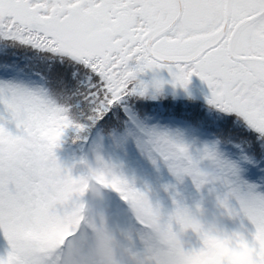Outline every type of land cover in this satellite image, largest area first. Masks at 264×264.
<instances>
[{
    "label": "snow or ice",
    "instance_id": "obj_1",
    "mask_svg": "<svg viewBox=\"0 0 264 264\" xmlns=\"http://www.w3.org/2000/svg\"><path fill=\"white\" fill-rule=\"evenodd\" d=\"M160 69L181 88L197 76L264 158V0H0V264H84L88 237L64 205L75 181L54 149L67 129L83 131L73 109L102 121ZM229 184V211L252 230L214 241L202 231L198 249L165 264H264V194Z\"/></svg>",
    "mask_w": 264,
    "mask_h": 264
},
{
    "label": "clouds",
    "instance_id": "obj_2",
    "mask_svg": "<svg viewBox=\"0 0 264 264\" xmlns=\"http://www.w3.org/2000/svg\"><path fill=\"white\" fill-rule=\"evenodd\" d=\"M106 135L113 152L122 153L131 144L155 171L166 172L171 182L161 190L169 204L153 198L148 185L141 190L125 180L120 166L94 149L90 160L78 162L80 171L75 177L71 175L75 182L68 185L64 201L69 216L80 222L78 236L88 237L83 247L84 264H165L166 258H181L182 237L188 233L197 236L206 231L214 241L220 232L217 225L206 228L199 204L190 209L183 203L178 189L186 181L198 194L202 190L217 193L219 189L214 206L220 218L236 217L229 211L234 198L229 179H240V165L227 158L217 141L197 148L177 135L148 127L134 116L128 117L118 136ZM114 182L121 189L119 194L111 188ZM113 195L120 206L110 213L107 201Z\"/></svg>",
    "mask_w": 264,
    "mask_h": 264
},
{
    "label": "rangeland",
    "instance_id": "obj_3",
    "mask_svg": "<svg viewBox=\"0 0 264 264\" xmlns=\"http://www.w3.org/2000/svg\"><path fill=\"white\" fill-rule=\"evenodd\" d=\"M138 80L144 85V95H133L131 97L125 98L123 102L146 96L148 97V99H154V102L151 105L152 108L163 110L160 107L164 105L165 100L160 98H157L155 100V98L156 96H165L166 92L164 88H166L168 93L169 87L173 91L174 96H177V98H190V96L192 97V95H194L195 99L198 100L199 97L202 96L198 91H194V88L188 89V84L184 88H181L179 85L174 86L171 77L167 74H164V72H146L140 75L138 77ZM157 83L159 84V87H157ZM170 102L172 103L173 101ZM175 103L177 105L176 110L181 114L190 113L192 116L196 115L197 118L202 121V123H210L213 127L218 129L222 133V136L227 143L226 150L228 151V154L225 153L227 158H232V161L236 162H239L243 159V162H241L242 169L240 168V179L249 185H254L258 193L264 194V158H257L249 155L248 151L246 150L245 144L242 142L245 136V131L243 130V125L240 123L237 116L234 113H230V116H223L218 112L212 110L206 111V108L204 106L193 104L192 101L184 102L175 99ZM143 106L145 107L144 104ZM210 119L213 122H209ZM185 124V126H180L182 124H179L177 121H173L170 127L166 129H161L157 125H154L151 128H156L157 130L172 135H177L181 137L186 143L194 144L197 148L202 144L210 143L204 139L201 140L200 138H198L197 135H195V133L190 130L189 124L187 122H185ZM8 130L12 132L15 131L12 125H8ZM65 134L66 131L62 136H65ZM231 145L236 146L239 152L234 154L230 149ZM58 152V148L54 149V155L57 159L58 164H60L62 168L69 169L73 177H75L80 171L78 162L81 159L90 160L92 156V152L90 151L84 152L82 154V157L84 155L86 156H84L83 158L80 156H76L71 152L67 153L66 155H63L62 153L59 154L60 152ZM57 153L58 155H56ZM243 157H247V160ZM105 158H111L114 163L120 166V171L122 172L125 180L133 182L135 186L141 190L143 189L144 185H148L152 190L151 195L153 196V198L159 199L165 206L169 204V200L167 196H165V194L162 192L161 186L170 183V178L167 176L166 172L163 169H161L159 172L155 171L144 159H142L138 155L137 151L131 144H128L126 149L122 153L113 152V150H110ZM131 158L134 159L135 164L127 161V159ZM244 162L246 163L245 166ZM128 163H131V166L127 165ZM243 174H245V176ZM255 184L258 186H256ZM178 191L183 200V203L190 209H193L195 205L199 204L201 209L200 218L206 228L208 225L215 223L217 225L218 231L224 234H231L233 232L239 231L242 234L247 235L252 230L251 225L241 217H235L233 219L220 218V213L214 206V195L219 193V189L217 190V193H209L206 190H202L198 194L194 190L192 185L186 181L182 186L179 187ZM113 198L114 197L110 196L107 201V210L110 213L113 209L119 207L112 200ZM230 204L232 205V207H237L235 201H230ZM182 247L185 251L198 249L200 247V240L196 235L188 233L182 237ZM7 249V241L4 239L3 235L0 234V256L5 255Z\"/></svg>",
    "mask_w": 264,
    "mask_h": 264
},
{
    "label": "trees",
    "instance_id": "obj_4",
    "mask_svg": "<svg viewBox=\"0 0 264 264\" xmlns=\"http://www.w3.org/2000/svg\"><path fill=\"white\" fill-rule=\"evenodd\" d=\"M165 94V96H156L155 98V100L157 98L165 100V103L162 106L163 110L152 108L151 105L154 102L153 98L148 99L146 96L134 99L130 98L132 99L131 101L122 102L121 105L114 107L104 120L96 121L94 123L87 120L88 113L85 106L79 105L78 109H73L70 112V115L75 123L83 125V131L76 133L72 128L67 129L65 136H62L58 143L57 148L60 152L58 153L66 155L71 152L76 156L82 155L83 151L87 149L88 142L94 139L95 141H93L92 145L91 142L89 143V147H91L90 152H93L96 147V149L98 148L102 154L106 156L108 152L112 150L111 143L107 139L106 134L111 132L113 136H118L122 128L127 124L129 116H134L136 119L144 122L148 126L151 124V119L153 117H157V114L162 117L167 115L169 116L172 113L177 115L178 113H176L177 105L175 103V99L184 102H193L191 99H180L174 97L172 94L167 92ZM170 101L173 102L171 103ZM169 118H176V116H170ZM58 153L56 155H58ZM127 165L131 166V163H128Z\"/></svg>",
    "mask_w": 264,
    "mask_h": 264
},
{
    "label": "flooded vegetation",
    "instance_id": "obj_5",
    "mask_svg": "<svg viewBox=\"0 0 264 264\" xmlns=\"http://www.w3.org/2000/svg\"><path fill=\"white\" fill-rule=\"evenodd\" d=\"M158 71L159 72H164V74H167L168 76H170L166 69H160ZM187 86H188V89H193L194 88V91H198L204 97H209V95H210V92H209V89H208L207 85L204 82H202L195 75L191 77V79H190V81H189ZM247 135H252V134L247 133Z\"/></svg>",
    "mask_w": 264,
    "mask_h": 264
}]
</instances>
